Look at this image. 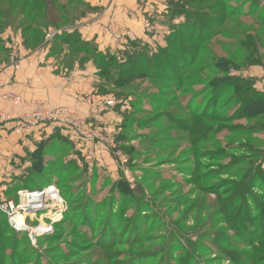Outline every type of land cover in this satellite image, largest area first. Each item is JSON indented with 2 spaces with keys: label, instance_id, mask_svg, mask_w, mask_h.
<instances>
[{
  "label": "rangeland",
  "instance_id": "obj_1",
  "mask_svg": "<svg viewBox=\"0 0 264 264\" xmlns=\"http://www.w3.org/2000/svg\"><path fill=\"white\" fill-rule=\"evenodd\" d=\"M52 1L56 4L51 23L57 21V27L35 23L31 33H24L27 23L20 21L0 27V37L27 53L45 51L56 62V72L66 75L65 81L78 70L91 73L96 78L91 90L95 96L87 103L95 104L97 113L111 100L115 117L98 126L101 140L93 149L67 131L42 154V164L28 154L20 162H11L17 168L0 170L7 173L0 176V183L18 204L19 190L51 185L62 193L68 207L65 219L54 222L53 232L39 238L35 246L25 236L13 235L0 221V264H264V237L258 239L264 235V117L240 116L239 92L211 87V82L227 77L242 87L247 85L243 71L264 67V63L250 64L264 54V28L255 25L257 17L264 18V0H170L163 14L166 27L152 29L149 33L155 40L143 46L131 30L111 22L103 31L117 41L112 49L118 56L113 54L116 66L104 75L100 57L88 53L98 47L95 41L76 37L69 45L62 44L90 11L72 4L75 0ZM217 3L220 6L215 8ZM5 5L1 0L0 11ZM188 13L198 16L194 18L198 27L207 23L208 16L225 15L226 21L214 28L212 40L203 46L196 45V37L185 42L177 38L174 43L167 36L180 29L175 24L187 22ZM32 37L42 42L34 51L26 43ZM249 44L256 53L249 52ZM173 45L177 50L166 55ZM77 48L80 52L74 55ZM196 49L201 51L198 61L181 67L178 60L185 55L189 59L187 53ZM20 54L12 51L10 58L0 43V66L18 70ZM138 54L149 61L146 67L152 66L163 77L136 81L123 94L112 84L117 79L114 72L123 64H135L127 57ZM220 58L245 66L229 70L227 76L205 70ZM188 112H196L197 117L190 121L185 118ZM247 131L252 133L246 136ZM243 142L252 146L240 148ZM111 144L125 164L111 158ZM96 146L115 163L113 173L95 155Z\"/></svg>",
  "mask_w": 264,
  "mask_h": 264
},
{
  "label": "crops",
  "instance_id": "obj_2",
  "mask_svg": "<svg viewBox=\"0 0 264 264\" xmlns=\"http://www.w3.org/2000/svg\"><path fill=\"white\" fill-rule=\"evenodd\" d=\"M83 1L92 10L83 20V25L77 27V31L85 41H95L98 50L101 52H115L112 47L117 41L113 38V35L105 34L103 31L111 22H116L122 29L131 30L136 35L137 40L142 41L141 46L152 42V40L154 41L153 34L149 32L155 28L163 29L166 27L163 14L170 2V0ZM157 33L163 34V32ZM2 40L10 58H12V51L13 55L20 52L22 54L19 56L23 55V57L18 70L5 64L3 67L0 66V113L17 120L24 113L32 111L35 102L39 101L53 108L68 107L83 118L89 119L96 127L101 123H111V120H113L111 118L115 117L114 109L104 106L95 113V106L87 103V99L95 96L91 90L96 78L92 77L91 73L78 70L76 74H73L71 80L65 81L64 76L66 75L63 72H56L58 71L56 62L48 57L45 51L27 53L24 49L19 50L15 45L9 44L5 37ZM263 76L264 67H252L243 71V77L252 80L254 88L264 93ZM261 81L263 84H261ZM8 94L20 96L22 104L16 105L11 101L4 100L3 98ZM86 96L89 97L86 98ZM12 129L11 125L0 126V170L8 171L17 168L11 165L12 161L20 162L22 158H26L28 154L35 152L51 138L63 139L67 135L66 130H62L57 126L41 127L29 137L19 136ZM95 155H98L100 159L105 161L106 165H109L107 166L110 168L109 171L114 168L115 163L107 160V152L103 151L100 146L97 148ZM111 173H113V170H111ZM6 174L0 172V176Z\"/></svg>",
  "mask_w": 264,
  "mask_h": 264
},
{
  "label": "trees",
  "instance_id": "obj_3",
  "mask_svg": "<svg viewBox=\"0 0 264 264\" xmlns=\"http://www.w3.org/2000/svg\"><path fill=\"white\" fill-rule=\"evenodd\" d=\"M4 1L6 2V5H5V10L2 11V9H1V11H0V27H3L5 24L10 26L9 24L13 25V24H16L20 21L23 23L26 21L27 26H25L23 28V31H24V33H31V30L34 27L35 23H37V26H39L40 24L43 25L42 28H47V27L52 28V27L58 26L57 21H55V23H51L54 19V18L52 19V17H51L52 6H54L56 4V2H53L52 0H22L20 3H19V0H7V1L4 0ZM35 1H36V3H33ZM0 4H1V0H0ZM72 4L77 5V6H83L85 9H87L89 11L92 10L89 7V5L87 3H85L83 0H75V2H73ZM219 6H220V3H217V5L214 7L218 8ZM59 9H61V8H59ZM220 11L222 12L223 10L221 9ZM177 12L180 14V11H177ZM176 13L172 12V14H176ZM222 13L224 14V11ZM184 15H185V13H184ZM183 16H180L176 19L179 20ZM222 16L223 17H220L218 19L213 18V16H211V17L208 16L207 23L203 21L204 26L198 27L196 22L194 21V18L198 17V16L196 14L194 15L193 13H188L187 17H186L187 22L182 21L181 23L179 22V23L175 24V25H178V27L180 29H177L176 31L172 30L171 34H168L167 37H168V39L169 38L174 39L173 40L174 43H175V39H176V43H177V38L182 37L183 41L184 40H188V41L193 40L194 41V38L196 37L195 43H196V45L200 46L203 43L208 42V40H210V41L212 40V36L214 35V33H216V30L214 29L215 27L217 28L218 26H221V25H223V23H225L226 20L224 18L226 16L225 15H222ZM231 16H234V15H231ZM205 18L207 19V15L205 16ZM47 19H49V23H47ZM255 25L256 26H262L264 28V18L257 17V19L255 20ZM205 32L207 33V35H205ZM37 33H38V31H36L35 35H38ZM1 34L2 33L0 32V35ZM204 35L207 37L204 38L203 37ZM248 35H250V34L248 33ZM76 37L81 40V35L78 31H76L73 34H70V37L68 38V40L63 41L62 44L63 45H69V43H71L73 41V40H71V38L74 39ZM56 40L57 39H55V41ZM248 40L251 42L253 40V38L250 37V38H248ZM0 43L2 45V48L5 51H7L4 48V43H3V40L1 37H0ZM26 43L29 47V50L34 51V50H36L38 44L40 46V44L42 42H40V41L38 42V40L36 38L32 37V38H28L26 40ZM89 43L90 42H85V44H87L88 46H89ZM246 43H247V40H246ZM94 47H93V50H91V52L88 51V53L93 54L96 59H98V57H100V61H101L102 69H103V70H100V73L102 75H104V74L110 72V70L116 66V64L114 62V57L118 56V55H116V53H118V52H116V53H113L110 51L101 52L98 50V48L96 46H94ZM184 47L185 46L183 45L182 48H184ZM252 47H253V45L251 46L249 44L248 49L251 50L249 52L250 53H256V51H254L252 49ZM244 48H246V47H244ZM53 50H54V52L55 51L57 52V44L55 45ZM175 50H177V47L175 45H173L171 47V50L166 52V55L168 52H171V51L174 52ZM180 50L183 51V49H180ZM258 51H259V49H258ZM78 52H80V50L78 48H77V50L73 49L74 55ZM173 52H171L170 54L172 55ZM239 52H242V50H240ZM63 53H66V52L63 51ZM119 53L124 54V51L121 50ZM200 53H201V51L199 49L198 50L196 49L193 52L187 53L188 57H190V58L188 59L187 55H185L186 57L183 56L182 58H180V60H178L180 62V66L186 67V66H189L191 63L192 64L195 63L196 61H198L199 56L201 55ZM113 54H115V56ZM139 55L140 54H138L137 56L128 55L127 58H129V60H132V59L136 60L135 64L132 63V64H130V66H128L129 64L128 65L123 64L122 67L124 70L119 68V69L115 70V72H114L115 73L114 78H117V79L113 80L114 83H112V84L115 86V89L120 90L123 94H126L127 92H129V90L131 91V89H132L131 85H132V83L133 84L136 83V81H141V80H145V79H149V78L160 79V77H163L161 73L156 75V72H154L152 66L146 67L145 65L147 63H149V61L145 60L143 58V56H141V55L139 56ZM171 55H169V57ZM209 58H211V57H209ZM72 59L74 60V58H72ZM212 59H214V57L211 58V60ZM167 60L169 61L168 57H167ZM68 63H69V65H67V66L71 67L72 62H68ZM203 63L204 62H202V64ZM246 63H247V61H246ZM261 63H264V54H261L260 56H256L255 60L252 59V61L250 62L251 66L256 65V64H261ZM243 64L244 63L242 62L241 64L238 65L237 63H235L234 59L220 58L219 60H217L215 62L214 65H212V66L206 65L205 70L208 68H211L212 71H215L217 73L218 72L223 73L224 75L227 76L228 75L227 72L231 69H233V70L243 69L245 66ZM164 65H166V63ZM246 66H249V64H247ZM64 69L69 70L70 68L64 67ZM108 77H110V76L108 75ZM176 78L181 79V77H178V76H176L175 79ZM175 79H174V81H176ZM243 79H244L243 80L244 82L245 81L247 82V83L245 82L247 85H243L242 87L236 86V84L233 82V79L230 77H227L224 80L217 79L215 82L214 81L211 82V87L216 88V89L219 88V92L228 91L230 88H232V90H235L237 93L239 92L238 97H239L240 101H239L238 109L243 108L241 110L240 116H242L244 118L245 117H251V116L264 117V93L259 92L258 90H256L254 88V84H253L254 82L252 80L245 79V78H243ZM227 82H229L231 85L227 84ZM105 95H109L108 92ZM194 114H196V112H193L192 114H190L188 112V114H186L185 118H189L191 121L192 118H194L195 116L197 117V115H194ZM203 115H206V114H203ZM262 119H264V118H262ZM186 120H185V123H186ZM181 127L183 129L185 126H181ZM58 128H60V127H58ZM60 129H62V128H60ZM62 130H64V129H62ZM250 133H252V132L247 131L244 135L249 136ZM55 139L57 140L60 138H54V139L51 138L47 142L43 143L42 146H40L35 152L29 154V156H31V158L33 157V160H38L39 163L42 164V162H43L42 154L50 150L49 147L52 144H54ZM246 143L247 142H243V144L240 145V148L241 147L242 148L248 147V149H249L252 146V144L247 145ZM229 149H231V148H229ZM31 158H30V160H31ZM44 165L45 164H43V166ZM20 187L22 188V186L20 185V186L16 187L15 189H17V190L21 189ZM12 189H13V187H12ZM136 192L141 193V190L137 188ZM0 217H1L0 221L3 224L5 223V225L8 226L6 217L2 213H0ZM2 227L3 226L0 224V229H2ZM7 228H9V226ZM9 230L13 235H15L11 231L10 228H9ZM16 236H18V235H16ZM241 237L243 238V236H241ZM263 237H264V235H262V236L259 235L258 239L260 240ZM256 241H258V240H256Z\"/></svg>",
  "mask_w": 264,
  "mask_h": 264
},
{
  "label": "built area",
  "instance_id": "obj_4",
  "mask_svg": "<svg viewBox=\"0 0 264 264\" xmlns=\"http://www.w3.org/2000/svg\"><path fill=\"white\" fill-rule=\"evenodd\" d=\"M4 99L13 101L16 105L22 104L21 97L17 95L8 94ZM106 105L111 107L115 104L110 100ZM10 125L13 127L12 130L22 137L32 136L36 130L44 126H57L74 132L88 142L90 149L101 140L98 127L89 119L83 118L68 107L53 108L44 102L37 103L32 111L24 113L17 120L0 113V126ZM109 146L111 158L125 164L126 161L116 146L113 144ZM17 195L19 204L7 196L4 184L0 183V213L6 217L8 226L15 235L25 236L35 246L39 238L53 232L54 222L60 223L65 219L68 212L67 201L62 193L51 185L31 191L19 190Z\"/></svg>",
  "mask_w": 264,
  "mask_h": 264
}]
</instances>
